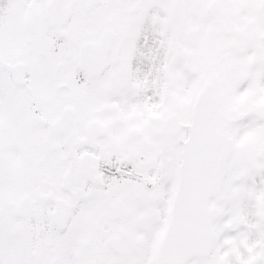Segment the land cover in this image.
Listing matches in <instances>:
<instances>
[{"label":"snow or ice","instance_id":"obj_1","mask_svg":"<svg viewBox=\"0 0 264 264\" xmlns=\"http://www.w3.org/2000/svg\"><path fill=\"white\" fill-rule=\"evenodd\" d=\"M0 264H264V0H0Z\"/></svg>","mask_w":264,"mask_h":264}]
</instances>
